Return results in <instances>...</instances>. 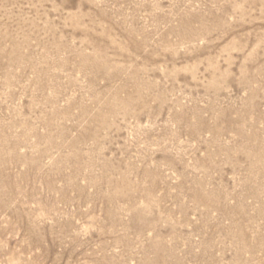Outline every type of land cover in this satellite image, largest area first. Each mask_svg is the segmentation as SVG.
<instances>
[{"label":"rangeland","instance_id":"obj_1","mask_svg":"<svg viewBox=\"0 0 264 264\" xmlns=\"http://www.w3.org/2000/svg\"><path fill=\"white\" fill-rule=\"evenodd\" d=\"M0 264H264V0H0Z\"/></svg>","mask_w":264,"mask_h":264}]
</instances>
